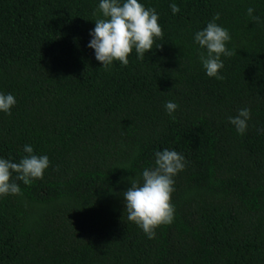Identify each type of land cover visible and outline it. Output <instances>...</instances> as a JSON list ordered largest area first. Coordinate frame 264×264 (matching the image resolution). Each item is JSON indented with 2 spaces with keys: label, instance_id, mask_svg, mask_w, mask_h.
<instances>
[{
  "label": "trees",
  "instance_id": "obj_1",
  "mask_svg": "<svg viewBox=\"0 0 264 264\" xmlns=\"http://www.w3.org/2000/svg\"><path fill=\"white\" fill-rule=\"evenodd\" d=\"M140 2L162 36L102 68L87 47L99 0H0V91L16 99L0 113V157L18 162L30 144L50 161L0 197V264H264V0ZM217 14L233 53L219 80L193 42ZM244 107L238 135L228 117ZM165 148L187 163L173 222L149 239L122 193Z\"/></svg>",
  "mask_w": 264,
  "mask_h": 264
},
{
  "label": "clouds",
  "instance_id": "obj_2",
  "mask_svg": "<svg viewBox=\"0 0 264 264\" xmlns=\"http://www.w3.org/2000/svg\"><path fill=\"white\" fill-rule=\"evenodd\" d=\"M169 7L172 14L179 12L175 3ZM98 12L99 17L89 32L87 47L93 50L94 58L102 68H109L114 62L126 66L133 50L137 58H143L153 49L155 40L162 36L155 9L146 8L140 0H99ZM252 12V8L247 9L248 15L251 16ZM218 19L217 14L193 36L194 44L203 50L199 51L198 58L206 76L217 80L223 78L220 75L224 68L221 57L233 54L226 47L230 40L229 32L216 23ZM15 104L14 95L0 91V113L11 115ZM164 108L172 117L178 104L169 100ZM250 118V109L244 107L236 115L229 116L228 123L238 135H243ZM23 153L18 162L11 157H0V197L19 195L21 188L16 181L28 186L33 180L42 179L49 168L48 156L35 154L30 144L23 146ZM186 163L184 155L165 148L154 152L152 163L144 167L138 176L129 178L130 187L122 193L127 220L135 223L149 239L155 237L156 228L173 222L175 206L171 197L175 191L174 178L184 170Z\"/></svg>",
  "mask_w": 264,
  "mask_h": 264
}]
</instances>
